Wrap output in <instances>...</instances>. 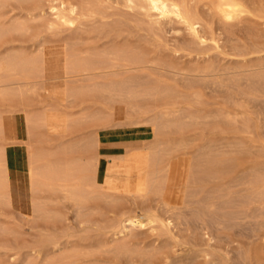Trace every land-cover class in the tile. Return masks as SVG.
Returning a JSON list of instances; mask_svg holds the SVG:
<instances>
[{
	"label": "bare ground",
	"instance_id": "obj_1",
	"mask_svg": "<svg viewBox=\"0 0 264 264\" xmlns=\"http://www.w3.org/2000/svg\"><path fill=\"white\" fill-rule=\"evenodd\" d=\"M206 1L217 29L199 0H0V105L31 104L47 96L48 82L62 81L65 100L118 102L145 116L128 123L143 135L121 141L118 153L101 132L30 151L21 163L0 147V206H12V170L21 165L18 185L29 194L24 217L49 226L30 243L18 242V229L0 226V253H24L14 264L230 263L212 241L235 221L264 215V30H249L248 41L234 37V27L251 14L264 25V1ZM98 38L119 42L100 49ZM55 44L61 51L52 52ZM226 44L234 58H254L221 66L211 51ZM82 115L65 117V131L56 135L109 120ZM36 127H48L47 111L0 116L7 138L32 137ZM140 152L147 154L146 171L141 176L137 160L133 189L120 168ZM53 195L70 202L85 233L93 234L83 244L71 242L76 232L51 209ZM142 228L155 240L139 241L135 231Z\"/></svg>",
	"mask_w": 264,
	"mask_h": 264
},
{
	"label": "rangeland",
	"instance_id": "obj_2",
	"mask_svg": "<svg viewBox=\"0 0 264 264\" xmlns=\"http://www.w3.org/2000/svg\"><path fill=\"white\" fill-rule=\"evenodd\" d=\"M264 0H247L246 2L248 3H260ZM199 9L201 10V14L205 17L206 16V20L210 19V17L212 16L213 12H209L206 13L207 10L209 8H211V4L208 3L206 0H199V3H197ZM206 5V6H205ZM207 9H206V8ZM211 13V14H210ZM207 15H209L207 17ZM214 16V13H213ZM211 17L214 22L213 27L215 26L216 29L221 27L220 23L218 25V17L215 18ZM217 19V20H216ZM259 21V22H258ZM263 21V19L261 20L259 17H256L255 15L248 16L247 18L243 19V21L234 27V37H237L239 40L242 41H248V36L249 33H247L249 30L250 33H255L256 31H258V33L262 30H264L263 26L261 25V22ZM253 22V23H252ZM247 24V25H246ZM181 26H176L174 25V28L178 29L179 32H183V30L181 31L180 29ZM214 27V28H215ZM182 28V27H181ZM253 28V29H252ZM257 28V29H254ZM235 29H237V31H235ZM261 29V30H260ZM255 30V31H254ZM240 31V32H239ZM261 31V32H262ZM219 32V30H217V33ZM168 32L166 35V38L169 42V44H172V41H170L171 37V33ZM239 33V35H237ZM257 33V32H256ZM181 35L183 33H180ZM237 35V36H236ZM95 40H97V38L92 37ZM91 38V39H92ZM246 38V39H245ZM91 39H89L91 42ZM99 39V38H98ZM110 39V38H108ZM107 38L105 39H99L97 41V43H95V45L98 48H109L112 47V45H114V41L115 44L117 43L116 41L118 40H114L113 38H111V42L110 40H108ZM93 41V40H92ZM101 41V42H100ZM108 42V43H107ZM119 42V41H118ZM93 43V42H91ZM222 43V40L219 42ZM100 44V45H99ZM105 44V45H103ZM120 44V43H118ZM117 44V45H118ZM18 45V46H17ZM21 45V46H19ZM23 45V46H22ZM28 44H15L16 49L20 50L22 49L25 52H30V50L32 51V48L29 50L30 47L27 46ZM102 46V47H100ZM107 46V47H105ZM227 46H229L228 49H224L225 51L229 50L228 52H224L223 48H227ZM19 47V48H18ZM23 47V48H22ZM28 47V49H27ZM221 50L219 51H211V54L213 53V60H215V62L219 63V65L221 66H235V63L237 62V60L239 59L238 62L243 61L244 59H251L254 58L253 56H248L245 58L242 57H236L235 58L233 56H231L233 54V52H230V44H226L225 47H223ZM61 51V47L58 44H55L52 52H59ZM215 52L220 53V54H215ZM230 55H228V54ZM216 55V57H215ZM218 56V57H217ZM251 57V58H250ZM182 62L185 61V63L187 62L186 60H188V58L185 57L181 59ZM181 60H179L178 62L180 63ZM235 62V63H234ZM242 63V62H241ZM184 63H182L181 65H183ZM229 64V65H228ZM237 65V63H236ZM63 82L58 81V82H48L46 84V94L47 96H42V97H37L36 100H31V104H26L23 103L21 101H14L12 104H1L0 105V116H16L19 115L21 113H28L30 115H35L39 116L40 114H42L43 112L47 111V121H48V127L47 128H43V127H36L35 129H33V136L30 137L29 135H21L20 136H16L14 138H7V136L5 135H0V147L6 148L8 149V154L9 157L12 158L15 162L17 163H21L22 158L29 153L30 151H40V150H47V151H52L55 149V147L57 146V144H62V145H67L69 143H73L74 141H80L82 140V138L84 137V139L88 138L90 136V138L96 137V135H99L98 132L100 133V136L103 140H108L111 144L109 145L110 147L112 146L113 149L110 151L111 153H118V150L116 149L117 145L125 140V139H129V138H136V137H140L142 136L143 132L142 129H136V128H131V127H127V125L132 124L133 122H137V120H140L139 118L143 119L145 116L137 114L133 115L134 113L129 111L127 106L125 107V104H121L118 102L109 104L106 103L105 101L102 103L100 100H72V99H64L63 97ZM212 97V96H211ZM209 100L208 102L210 103V105H208L209 109H213L214 104H213V100H211L210 97H208ZM213 98V97H212ZM40 99V100H39ZM108 104V105H106ZM212 104V106H211ZM216 107V105H215ZM160 109V108H158ZM215 109V108H214ZM49 110V111H48ZM132 113V114H131ZM39 114V115H37ZM82 114H88V115H95L97 114L98 116H102L105 118V120L107 123H109L107 125V123L105 124L104 121L102 122L103 124H105V128L102 127L103 124L100 126L94 125L91 121L89 122H84L80 128L77 126L76 128L70 130L68 133L64 134L63 137L56 135L59 133H63L65 131V117H70V118H80V116L82 117ZM111 117L109 118L108 116ZM115 115V116H114ZM108 118H106V117ZM143 116V118H142ZM101 117V118H102ZM147 117V116H146ZM118 118V119H117ZM145 119V118H144ZM129 123V124H128ZM96 124V123H95ZM122 126L119 127L118 126ZM103 130H107V131H103ZM140 131V132H139ZM142 132V133H141ZM96 134V135H95ZM23 136V137H22ZM42 140V142H41ZM9 147V148H8ZM110 150V149H108ZM106 151L107 149H104L102 152ZM105 153V152H104ZM141 155V157L139 159H137V157L134 156H129L126 159V162H124V164L121 166V170L124 172L123 176H124V181L127 177H129V181H130V186L131 188H135L137 183H138V172H137V160L139 161L140 165H141V176L145 173L146 168H145V161L147 160V154L144 152H140L137 154V156ZM77 156V155H76ZM264 158V157H263ZM260 158V159H263ZM131 159V160H130ZM264 160V159H263ZM17 171L22 175V166L19 165L18 168H16ZM126 174V175H125ZM12 194H13V202H12V206L9 208V206L7 208L1 207L0 206V226H6L8 228H13V229H18L19 232L21 231L22 236L19 237L18 242H32L34 239H36L37 234H45V229L47 226L45 224H42L40 221L37 224L34 222L32 223V221H29L28 218L24 217V215H28L29 214V207H28V198H29V194L27 192V190L25 188H21V186L19 185H14L12 188ZM53 196H55L53 198ZM51 200L53 199L54 203L51 204L53 210H57L59 211L65 218V225L67 226V228H71V230L73 229V231L76 232L77 238L79 240H77V238L74 237V239H71L73 242V244L75 245H81L84 243V241H80V239H83V237L85 235H87L88 233H85V231L83 229H87V226L85 224H81L80 222H78L79 220L77 219V210L75 207H73V205L66 201L65 199H63L60 195H53ZM55 204V205H54ZM50 205V207H51ZM76 211V212H75ZM258 214V212H257ZM93 219H96L95 216ZM244 222V223H243ZM236 224H238L237 227H235L232 231L227 232V233H223L220 234L222 235V238L220 237V235H218L214 241H212V243H214V247L218 250H222L221 252H227L229 254L230 257V263L229 264H264V215L262 213L259 214V216L254 219V220H250V219H244L243 220H237L235 221ZM243 225H240V224ZM43 226V227H42ZM49 227V226H48ZM47 227V228H48ZM39 229V230H38ZM42 230L44 233H42ZM138 230V229H137ZM237 234H236V233ZM135 234L138 236V240L142 243H149L152 240H155L154 235H152V233L150 231H148L147 228H142L141 230L135 231ZM88 235H92L93 234H88ZM224 235V237H223ZM82 236V238H81ZM226 236L228 238H226ZM240 236V237H239ZM25 237V238H24ZM35 237L33 240L31 238ZM31 239V240H30ZM75 239H76V243H75ZM222 239V240H220ZM95 240V239H94ZM78 241H80L81 243H79ZM144 241V242H143ZM218 241V242H216ZM87 242V241H85ZM79 243V244H78ZM211 243V244H212ZM239 245V246H238ZM238 249H242L245 250L246 256L248 255L247 252L249 253V255L247 256V258H243L240 257V255L238 254L239 252ZM225 250V251H223ZM247 250V251H246ZM16 253V251H10V252H2L0 253V264H14V263H18L17 261L20 259L24 258V253L21 252V256L17 255L15 256L14 254ZM14 256V257H13ZM16 258V259H15ZM241 258V259H240ZM10 259V260H8ZM16 260V262H15ZM7 261V262H6ZM11 261V262H9ZM134 261V260H133ZM132 261V262H133ZM144 262H139V261H135L133 263L130 264H143ZM123 264V263H122ZM126 264V263H124Z\"/></svg>",
	"mask_w": 264,
	"mask_h": 264
},
{
	"label": "crops",
	"instance_id": "obj_3",
	"mask_svg": "<svg viewBox=\"0 0 264 264\" xmlns=\"http://www.w3.org/2000/svg\"><path fill=\"white\" fill-rule=\"evenodd\" d=\"M12 171H13V181L15 183V184H13V186L14 185H18L19 184V181H21L22 175L17 171L16 168L13 169Z\"/></svg>",
	"mask_w": 264,
	"mask_h": 264
}]
</instances>
